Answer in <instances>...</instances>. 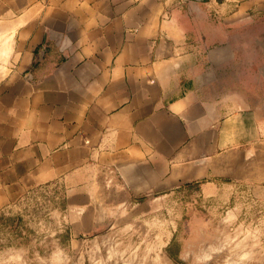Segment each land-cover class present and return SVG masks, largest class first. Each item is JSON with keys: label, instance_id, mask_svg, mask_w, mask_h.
Returning a JSON list of instances; mask_svg holds the SVG:
<instances>
[{"label": "crops", "instance_id": "crops-1", "mask_svg": "<svg viewBox=\"0 0 264 264\" xmlns=\"http://www.w3.org/2000/svg\"><path fill=\"white\" fill-rule=\"evenodd\" d=\"M0 22V210L264 184V0H0Z\"/></svg>", "mask_w": 264, "mask_h": 264}, {"label": "rangeland", "instance_id": "rangeland-1", "mask_svg": "<svg viewBox=\"0 0 264 264\" xmlns=\"http://www.w3.org/2000/svg\"><path fill=\"white\" fill-rule=\"evenodd\" d=\"M207 182L113 204L32 190L0 210V264H264V184Z\"/></svg>", "mask_w": 264, "mask_h": 264}]
</instances>
